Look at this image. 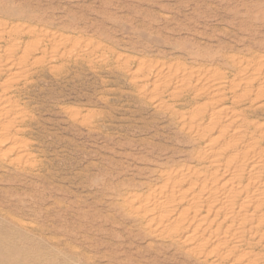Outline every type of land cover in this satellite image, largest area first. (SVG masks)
Listing matches in <instances>:
<instances>
[{
	"label": "rangeland",
	"instance_id": "rangeland-1",
	"mask_svg": "<svg viewBox=\"0 0 264 264\" xmlns=\"http://www.w3.org/2000/svg\"><path fill=\"white\" fill-rule=\"evenodd\" d=\"M0 264H264V0H0Z\"/></svg>",
	"mask_w": 264,
	"mask_h": 264
}]
</instances>
